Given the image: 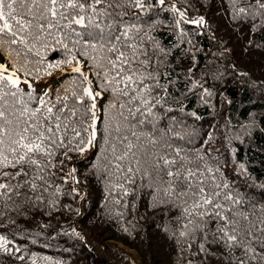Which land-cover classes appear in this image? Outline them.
Returning a JSON list of instances; mask_svg holds the SVG:
<instances>
[{
	"label": "snow or ice",
	"instance_id": "1",
	"mask_svg": "<svg viewBox=\"0 0 264 264\" xmlns=\"http://www.w3.org/2000/svg\"><path fill=\"white\" fill-rule=\"evenodd\" d=\"M237 38L264 54V0H0V254L62 264L26 255L16 218L79 214L87 163L100 219L131 240L155 230L170 264H264V180L238 159L264 114L202 130L191 107L234 106V80L264 90Z\"/></svg>",
	"mask_w": 264,
	"mask_h": 264
},
{
	"label": "trees",
	"instance_id": "2",
	"mask_svg": "<svg viewBox=\"0 0 264 264\" xmlns=\"http://www.w3.org/2000/svg\"><path fill=\"white\" fill-rule=\"evenodd\" d=\"M207 2L208 0H205V3ZM212 22L215 26L216 17H213ZM164 31H170V29L165 28ZM235 43L239 53V67L247 69L256 81H264V54L244 55L238 38ZM207 44L208 40L204 39L202 46ZM228 87L229 91L225 95L233 99L234 106H216L205 110L199 101L191 106L192 110H199L202 116L199 121V124L203 125L202 130H207L210 125L222 124L225 112L230 115L232 123H247L251 116L264 114V99H261V93L264 90L258 89L247 79L234 80ZM210 103L214 104L215 101ZM185 104L189 105V101H185ZM246 111L248 116L244 115ZM77 159L83 158H74V163ZM238 159L249 169L254 178L258 177L260 180H264V133H256L251 140L240 145ZM78 172L79 178L83 181L81 184L82 195L87 199L86 204L81 200L72 203L73 209L82 205L79 214L72 211L64 216L54 214L51 219L42 216H36L31 220L16 218L20 228L26 230L17 236V242L26 249L25 254L49 256L62 261V264H96V249L94 247L74 246L73 240L57 235L54 231L61 225L67 229L68 223L76 225V222L79 221V226L76 225L77 230L82 228L104 254L114 258L119 264H128L129 260H132L134 264H170V250L155 230H150L143 237L137 236L135 240H131L114 225L102 221L100 206H98L99 184L91 178L87 163L79 165ZM49 233L52 235L49 236ZM65 239H68L66 244L63 242ZM137 256H139L140 262L137 261ZM0 264H14V261L0 254ZM38 264H43V261H38Z\"/></svg>",
	"mask_w": 264,
	"mask_h": 264
},
{
	"label": "rangeland",
	"instance_id": "3",
	"mask_svg": "<svg viewBox=\"0 0 264 264\" xmlns=\"http://www.w3.org/2000/svg\"><path fill=\"white\" fill-rule=\"evenodd\" d=\"M135 255H137V254H135ZM95 258H96V260H95L96 264H114L112 262L111 258L106 257V255H104L102 252L98 251L97 249H96V253H95ZM137 261L140 262L139 256H137Z\"/></svg>",
	"mask_w": 264,
	"mask_h": 264
},
{
	"label": "water",
	"instance_id": "4",
	"mask_svg": "<svg viewBox=\"0 0 264 264\" xmlns=\"http://www.w3.org/2000/svg\"><path fill=\"white\" fill-rule=\"evenodd\" d=\"M76 225L79 226V221L76 222ZM87 236H88V238H90L89 235H87ZM90 241H91V244H92V245L97 246V245H95V243L91 240V238H90ZM94 248H96L98 251L102 252L101 249H100L98 246H97V247H94ZM102 253H103V252H102ZM103 254H104V253H103ZM104 255H106V254H104ZM106 257H109V256L106 255ZM109 258H110V257H109ZM113 262H115V260H113Z\"/></svg>",
	"mask_w": 264,
	"mask_h": 264
},
{
	"label": "clouds",
	"instance_id": "5",
	"mask_svg": "<svg viewBox=\"0 0 264 264\" xmlns=\"http://www.w3.org/2000/svg\"><path fill=\"white\" fill-rule=\"evenodd\" d=\"M80 224V223H79Z\"/></svg>",
	"mask_w": 264,
	"mask_h": 264
}]
</instances>
